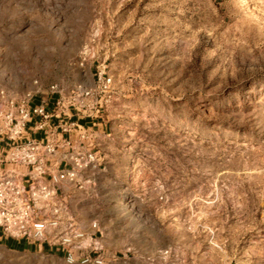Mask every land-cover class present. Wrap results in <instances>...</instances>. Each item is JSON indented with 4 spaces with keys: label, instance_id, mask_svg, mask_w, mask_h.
<instances>
[{
    "label": "rangeland",
    "instance_id": "obj_1",
    "mask_svg": "<svg viewBox=\"0 0 264 264\" xmlns=\"http://www.w3.org/2000/svg\"><path fill=\"white\" fill-rule=\"evenodd\" d=\"M80 87L99 91L90 117ZM2 91L93 126L101 164L60 186L43 241L72 220L73 262L3 246L0 264H264V0H0Z\"/></svg>",
    "mask_w": 264,
    "mask_h": 264
},
{
    "label": "built area",
    "instance_id": "obj_2",
    "mask_svg": "<svg viewBox=\"0 0 264 264\" xmlns=\"http://www.w3.org/2000/svg\"><path fill=\"white\" fill-rule=\"evenodd\" d=\"M99 80L103 89L109 91L111 77L102 76ZM50 90L54 94L61 93L58 84L51 85ZM79 92V95L74 93L71 100L79 99L78 106L82 108L83 116L90 117L94 110L100 111L102 101L97 88L80 87ZM38 93L28 92L20 102L9 100L12 105L4 115L6 127H0V140H7L0 151V241L8 237L27 238L34 242L47 240L49 230L62 224L60 214L65 205L64 199L59 197L60 186L70 182L82 188L85 181L91 182V178H85L86 172L97 169L101 164L97 152L88 143L93 137V126L79 122L49 126L50 119L58 114L47 110L44 99L33 103ZM0 98H5L3 91ZM67 101L61 95L58 97L59 112H63ZM37 117L40 119L36 120ZM29 123H33L35 129L43 130V137L28 136ZM47 154L58 155V166L54 171L42 166ZM21 167L27 171L20 173L18 168ZM21 177L28 179L23 182ZM92 226L98 228V223L94 222ZM86 237L87 233L68 219L55 245L58 250L67 252L68 259L73 262L75 253L86 248ZM2 255L3 246L0 244V257ZM82 261L92 262V255L84 254ZM96 262L102 261L96 259Z\"/></svg>",
    "mask_w": 264,
    "mask_h": 264
},
{
    "label": "crops",
    "instance_id": "obj_3",
    "mask_svg": "<svg viewBox=\"0 0 264 264\" xmlns=\"http://www.w3.org/2000/svg\"><path fill=\"white\" fill-rule=\"evenodd\" d=\"M40 100L36 99L33 103H38ZM54 105V101H51L48 105V109L51 110ZM8 108V109H7ZM9 107H5L3 103V99L0 98V127H2V120H4V115L9 110ZM40 119V117H37L36 120ZM2 123V124H1ZM5 125V124H3ZM33 123H29L27 127V135L33 136V137H43L44 131L43 130H37L33 127ZM6 127V126H5ZM1 138V137H0ZM7 140H0V151L3 149V147L6 145ZM58 155H49L47 154L44 158V161L42 162V166L47 169L48 171H54L57 169L58 162L57 157ZM18 171L20 173H23L27 171L24 167L18 168ZM28 179V177H21V180L24 182ZM67 223V222H66ZM65 223V224H66ZM61 232V231H60ZM0 244L2 246H5V248L13 251H22V250H37L38 248L41 250H47V251H57V246H53L49 242H34L27 238H15V237H8L4 240L0 241Z\"/></svg>",
    "mask_w": 264,
    "mask_h": 264
}]
</instances>
